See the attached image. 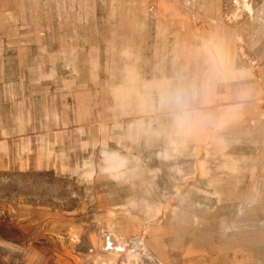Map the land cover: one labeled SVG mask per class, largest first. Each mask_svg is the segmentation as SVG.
<instances>
[{
    "label": "rangeland",
    "instance_id": "1",
    "mask_svg": "<svg viewBox=\"0 0 264 264\" xmlns=\"http://www.w3.org/2000/svg\"><path fill=\"white\" fill-rule=\"evenodd\" d=\"M0 264H264V0H0Z\"/></svg>",
    "mask_w": 264,
    "mask_h": 264
},
{
    "label": "clouds",
    "instance_id": "2",
    "mask_svg": "<svg viewBox=\"0 0 264 264\" xmlns=\"http://www.w3.org/2000/svg\"><path fill=\"white\" fill-rule=\"evenodd\" d=\"M175 102L177 104H180L183 102V93H177L176 97H175Z\"/></svg>",
    "mask_w": 264,
    "mask_h": 264
}]
</instances>
